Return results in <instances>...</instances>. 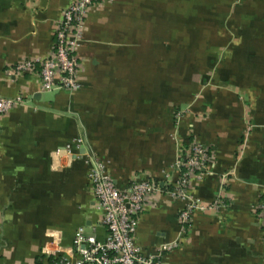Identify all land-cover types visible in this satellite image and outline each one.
Segmentation results:
<instances>
[{
  "label": "crops",
  "instance_id": "0c3cea01",
  "mask_svg": "<svg viewBox=\"0 0 264 264\" xmlns=\"http://www.w3.org/2000/svg\"><path fill=\"white\" fill-rule=\"evenodd\" d=\"M74 1L0 0V98L22 97L0 118V264L77 259L79 229L105 240L95 162L119 188H159L135 237L158 264H264V0H111L88 12L79 91L8 77L49 56ZM192 143L212 162L182 200ZM190 202L205 209L184 226Z\"/></svg>",
  "mask_w": 264,
  "mask_h": 264
},
{
  "label": "built area",
  "instance_id": "2783aa9c",
  "mask_svg": "<svg viewBox=\"0 0 264 264\" xmlns=\"http://www.w3.org/2000/svg\"><path fill=\"white\" fill-rule=\"evenodd\" d=\"M111 0H75L63 10L55 30L54 44L46 59H23L9 65L8 77L18 78L36 74L41 91L76 92L82 88L80 76L84 62L78 56L86 32V20L91 7L104 5ZM22 103V97L0 98V118ZM1 141V129H0ZM212 157L207 147L192 143L184 149L179 163L182 173L176 182L173 195L187 199L191 182L204 171ZM94 202L101 211V225L106 230L104 241L94 234L86 235L79 229L73 238L78 258H64L58 264H158L160 254L147 253L136 244L138 218L160 190L152 182L134 177L124 188L107 175L102 164L95 162L89 172ZM214 207H218L217 203ZM203 205L187 203L179 213V221L190 226ZM264 227V199L257 206ZM170 248V245L161 250Z\"/></svg>",
  "mask_w": 264,
  "mask_h": 264
},
{
  "label": "trees",
  "instance_id": "16d2710c",
  "mask_svg": "<svg viewBox=\"0 0 264 264\" xmlns=\"http://www.w3.org/2000/svg\"><path fill=\"white\" fill-rule=\"evenodd\" d=\"M56 264V263H55Z\"/></svg>",
  "mask_w": 264,
  "mask_h": 264
}]
</instances>
